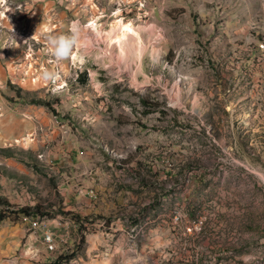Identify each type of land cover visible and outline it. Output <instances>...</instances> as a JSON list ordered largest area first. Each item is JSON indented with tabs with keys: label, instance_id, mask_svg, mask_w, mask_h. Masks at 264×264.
<instances>
[{
	"label": "rangeland",
	"instance_id": "374dc122",
	"mask_svg": "<svg viewBox=\"0 0 264 264\" xmlns=\"http://www.w3.org/2000/svg\"><path fill=\"white\" fill-rule=\"evenodd\" d=\"M0 201V264H264V0H0Z\"/></svg>",
	"mask_w": 264,
	"mask_h": 264
},
{
	"label": "bare ground",
	"instance_id": "6f19581e",
	"mask_svg": "<svg viewBox=\"0 0 264 264\" xmlns=\"http://www.w3.org/2000/svg\"><path fill=\"white\" fill-rule=\"evenodd\" d=\"M89 22L93 23V28L76 29L78 49L91 50L104 44L105 49H103L101 59L109 58V65H117L120 69H129L134 61L143 54V48L138 37L131 34L134 30L129 25L118 24L117 30L104 33L97 28L95 20ZM121 27L124 30H120Z\"/></svg>",
	"mask_w": 264,
	"mask_h": 264
},
{
	"label": "clouds",
	"instance_id": "9594fccd",
	"mask_svg": "<svg viewBox=\"0 0 264 264\" xmlns=\"http://www.w3.org/2000/svg\"><path fill=\"white\" fill-rule=\"evenodd\" d=\"M51 43L55 46L56 55L58 57H66L69 54V48L72 41L66 37L52 38Z\"/></svg>",
	"mask_w": 264,
	"mask_h": 264
},
{
	"label": "trees",
	"instance_id": "16d2710c",
	"mask_svg": "<svg viewBox=\"0 0 264 264\" xmlns=\"http://www.w3.org/2000/svg\"><path fill=\"white\" fill-rule=\"evenodd\" d=\"M138 174L140 175V173L138 172ZM143 178V177H142ZM1 202H6L7 201H0V204ZM38 209V207H25V208H22V212L26 215V216H34V215H37L39 213L35 212L36 210ZM78 218V217H77ZM3 217L0 216V220H2ZM79 219V218H78ZM81 219V217H80ZM73 257L72 256H69V257H65V256H61L60 257V260H62V262H65V263H69V261L72 259Z\"/></svg>",
	"mask_w": 264,
	"mask_h": 264
}]
</instances>
